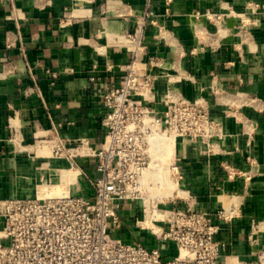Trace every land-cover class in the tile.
I'll list each match as a JSON object with an SVG mask.
<instances>
[{"label":"crops","instance_id":"crops-1","mask_svg":"<svg viewBox=\"0 0 264 264\" xmlns=\"http://www.w3.org/2000/svg\"><path fill=\"white\" fill-rule=\"evenodd\" d=\"M147 8L143 59L165 60L154 68L160 73L156 105L163 107L169 88L189 99L203 95L225 131L222 153L178 138L180 184L220 225L222 259L258 260L264 252V0H0V197H34L44 182L93 197L81 169L96 177V159L78 156L76 165L52 156L39 134L56 128L69 144L88 137L101 145L102 94L119 84L132 58L121 35ZM206 11L222 18L210 19ZM226 162L241 172L230 175ZM232 202L240 213L220 218L217 210ZM121 213L122 238L160 245L167 257L177 252L141 225L140 201L126 203Z\"/></svg>","mask_w":264,"mask_h":264},{"label":"built area","instance_id":"built-area-1","mask_svg":"<svg viewBox=\"0 0 264 264\" xmlns=\"http://www.w3.org/2000/svg\"><path fill=\"white\" fill-rule=\"evenodd\" d=\"M150 13L149 8L137 13L134 29L121 35L120 41L132 58L125 64L119 84H112L102 94L106 109L101 145L94 146L88 137L75 138L69 144L56 128L39 134L40 144L52 156L67 157L76 165L78 156L96 159V177H89L81 169L90 180L93 197L74 193L66 186L60 192L34 197H0V264H264V252L255 261L236 256L221 258V241L217 239L220 225L214 222L212 212L190 200L181 186L183 174L176 152L170 165L183 192L169 196V201L148 194L155 187L145 173L154 158V136L173 135L175 145L178 138L186 137L205 144L207 153L226 151L221 144L223 123L212 115L207 97L189 99L180 90L169 88L160 99L163 107L156 105L155 82L160 73L154 68L162 67L165 60L157 56L143 59ZM205 14L218 22L222 18L217 12ZM68 20L67 10L61 21ZM52 76L57 77V73L53 71ZM168 76L177 80L182 75ZM224 167L230 175L241 172L228 162ZM146 197L150 199V211ZM135 200L144 202L141 225L151 230L156 241L173 243L177 249L173 256H165L160 245L148 246L118 235L124 224L121 211ZM240 210L239 204L232 202L222 205L217 214L231 220ZM151 211L159 213L145 224ZM258 228L256 225L252 234Z\"/></svg>","mask_w":264,"mask_h":264},{"label":"bare ground","instance_id":"bare-ground-1","mask_svg":"<svg viewBox=\"0 0 264 264\" xmlns=\"http://www.w3.org/2000/svg\"><path fill=\"white\" fill-rule=\"evenodd\" d=\"M152 140L153 145L151 152L154 158L151 161L149 169L145 171L147 178H151L154 181L155 186L159 189L161 192L160 194L163 197H169L175 193H182L183 191L179 187L178 181L172 173V168L169 167L171 162L170 160L174 157L176 150L174 136L170 134H162L154 136ZM74 169L76 168H72L71 170L73 171ZM62 188L64 187L60 184L50 186L44 182L41 184L40 190L43 194H49L53 192H60L62 191ZM146 204L148 211H150L149 208L152 206L150 205V199L148 197H146ZM158 213V211L155 213L152 211L149 212L147 219L144 220V223H150L151 218Z\"/></svg>","mask_w":264,"mask_h":264},{"label":"rangeland","instance_id":"rangeland-1","mask_svg":"<svg viewBox=\"0 0 264 264\" xmlns=\"http://www.w3.org/2000/svg\"><path fill=\"white\" fill-rule=\"evenodd\" d=\"M171 161V160H170ZM169 167H171L172 168V166L171 165H169ZM172 173H173V175H174V177H176V174H175V172H174V170L172 169ZM155 193L156 195H158L159 197H158V199L159 200H163V201H169L170 200V198L171 197H163V196H161V192L159 191V189L155 186L154 188H150L149 189V192H148V194L149 193ZM161 196V197H160ZM144 202H143V200L141 201V204H143ZM161 203V202H160Z\"/></svg>","mask_w":264,"mask_h":264}]
</instances>
